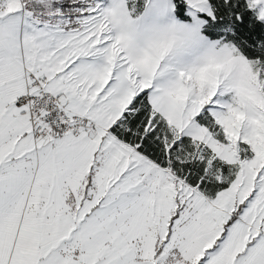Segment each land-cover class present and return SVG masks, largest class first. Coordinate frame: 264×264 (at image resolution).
Instances as JSON below:
<instances>
[{"label":"snow or ice","instance_id":"snow-or-ice-1","mask_svg":"<svg viewBox=\"0 0 264 264\" xmlns=\"http://www.w3.org/2000/svg\"><path fill=\"white\" fill-rule=\"evenodd\" d=\"M0 264H264V0H0Z\"/></svg>","mask_w":264,"mask_h":264}]
</instances>
